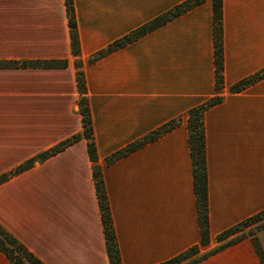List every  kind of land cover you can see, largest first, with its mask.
I'll list each match as a JSON object with an SVG mask.
<instances>
[{
	"label": "crops",
	"instance_id": "0c3cea01",
	"mask_svg": "<svg viewBox=\"0 0 264 264\" xmlns=\"http://www.w3.org/2000/svg\"><path fill=\"white\" fill-rule=\"evenodd\" d=\"M184 0H0V59H66L64 67H0V174L80 132L81 61L97 163L121 264H155L200 244L187 110L203 114L208 232L264 209V0H221L223 86L215 88L212 0L89 58ZM177 125L106 164L166 122ZM85 138L0 183V223L44 264H109ZM208 245V244H207ZM206 246V245H202ZM0 264H11L0 251ZM197 264H261L241 239Z\"/></svg>",
	"mask_w": 264,
	"mask_h": 264
},
{
	"label": "trees",
	"instance_id": "16d2710c",
	"mask_svg": "<svg viewBox=\"0 0 264 264\" xmlns=\"http://www.w3.org/2000/svg\"><path fill=\"white\" fill-rule=\"evenodd\" d=\"M203 0H184L179 4L167 9L166 11L152 17L136 28L130 30L126 34L114 39L106 47L98 50L94 53L89 61H93L101 56L108 54L109 52L127 44L128 42L137 39L145 33L153 30L154 28L164 24L171 18L181 14L187 9L199 4ZM67 22L69 26L70 36V48L73 56L78 58L80 53L79 39L77 33V24L73 6V0H64ZM212 12H213V44H214V79L215 88H221L223 86L222 79V42H221V0H212ZM67 64L66 59H0V67H64ZM76 69V82L79 92L77 99L78 112L81 115L82 129L80 132L74 133L69 137L62 139L56 144L37 152L28 159L22 161L11 170L0 174V183L8 179L9 177L18 174L26 169L31 168L36 163H40L48 157L56 154L63 150L68 145L76 142L81 138H85L87 146V154L92 162L91 170L92 177L95 186V193L99 205L101 222L103 227V234L105 239V247L109 260V264H121V259L117 247L115 238L114 228L110 215L109 204L105 192V186L101 174V165L97 163V151L93 138V127L92 120L86 97V85L81 67V61L75 60ZM264 76V68L255 74L241 79L237 83L231 85L230 90H239L253 81ZM221 96H215L202 101L201 103L189 108L187 110V128H188V144L191 156L192 166V177H193V188L196 199L198 222L200 229V244L193 245L184 251L155 264H169L171 262L179 261L187 256L196 255L197 257L184 264H197L201 260L217 253L223 248L234 244L242 237L236 236L229 241H226L223 245L218 248H214L206 253L199 255V246L207 245L209 243V232H208V201H207V183H206V161H205V139H204V123L203 114L205 109L217 102H220ZM179 120L172 119L165 124L161 125L157 129L150 131L139 139H136L125 146L117 149L105 157V163L109 164L114 160L126 155L127 153L139 148L148 141L157 138L160 134L169 130L170 128L177 125ZM264 209L260 210L253 215L246 217L245 219L229 226L223 231L216 235V240L221 241L239 230V226L245 224L247 221L254 219L259 213L263 212ZM253 246L256 253L259 256L261 264H264L263 258L260 256L258 249V243L255 239L252 240ZM0 251L6 256L11 264H44L39 257H37L23 242H21L16 236L8 231L0 223Z\"/></svg>",
	"mask_w": 264,
	"mask_h": 264
},
{
	"label": "rangeland",
	"instance_id": "374dc122",
	"mask_svg": "<svg viewBox=\"0 0 264 264\" xmlns=\"http://www.w3.org/2000/svg\"><path fill=\"white\" fill-rule=\"evenodd\" d=\"M236 236L242 237L241 239H249L251 241V243H252V240L255 239L258 243V249L260 251V256L264 260V211L259 213L256 218L251 219V220L247 221L245 224L240 225L239 230L237 232H235L234 234H232L231 236H229V237H227L221 241H217L216 236H215V238L212 241H210V239H209L208 245H206V246L200 245L199 246V249H200L199 255H201L202 253H206V252H208L214 248L220 247L226 241H229L230 239H232ZM195 257H197V256L196 255L187 256L186 258H184L182 260L171 262L169 264H184V263L192 260Z\"/></svg>",
	"mask_w": 264,
	"mask_h": 264
}]
</instances>
